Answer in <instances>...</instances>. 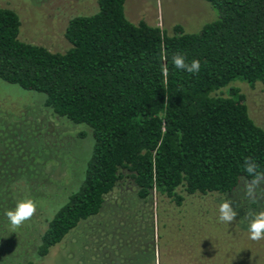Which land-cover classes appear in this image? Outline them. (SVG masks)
<instances>
[{
    "label": "trees",
    "instance_id": "trees-1",
    "mask_svg": "<svg viewBox=\"0 0 264 264\" xmlns=\"http://www.w3.org/2000/svg\"><path fill=\"white\" fill-rule=\"evenodd\" d=\"M203 1L215 18L198 32L179 25L169 35L144 21L131 23L126 0H96L93 13L70 17L64 52L20 40L19 15L0 7V80L43 94L54 116L85 125L93 136L82 182L22 261L9 258L13 229L5 216L19 201L15 172L0 179V264L46 257L101 212L125 176L139 200L156 194L181 206L182 194H232L251 179L245 158L264 172V129L232 86L264 85V0ZM174 54L186 63L198 60L199 73L175 69ZM30 178L35 191L39 186Z\"/></svg>",
    "mask_w": 264,
    "mask_h": 264
},
{
    "label": "rangeland",
    "instance_id": "rangeland-1",
    "mask_svg": "<svg viewBox=\"0 0 264 264\" xmlns=\"http://www.w3.org/2000/svg\"><path fill=\"white\" fill-rule=\"evenodd\" d=\"M0 7L19 15L20 40L64 52L70 46L64 37L70 17L93 13L96 0H0ZM124 8L131 23L144 21L169 35L179 25L185 32H198L215 18V10L203 0H126ZM232 86L244 94L250 117L264 129V85ZM221 93L226 95V89ZM44 100L41 93L0 80V179L15 172L12 188L20 196L11 210L26 199L36 204L35 215L9 234L13 262L31 255L47 223L82 182L93 148L85 125L54 116ZM29 176L39 186L35 191ZM243 187L241 181L229 195L181 193L184 200L177 206L156 194L139 200L125 176L97 216L81 222L34 264H264V239H249L251 217L244 218L249 211H264V183L255 202L244 198ZM225 199L237 211L230 224L218 220Z\"/></svg>",
    "mask_w": 264,
    "mask_h": 264
},
{
    "label": "clouds",
    "instance_id": "clouds-1",
    "mask_svg": "<svg viewBox=\"0 0 264 264\" xmlns=\"http://www.w3.org/2000/svg\"><path fill=\"white\" fill-rule=\"evenodd\" d=\"M172 65L175 69L185 71L189 74H198L201 67L198 60H192L190 63H186V58L182 54H174L172 56ZM162 72L167 75V65L162 67ZM244 171L251 177V179L244 181V187L242 189L244 198L255 202L257 200V190L260 189L261 184L264 183V172L258 171L257 163L251 158H245ZM261 190L264 191V189ZM232 205L233 201L229 199H225L219 204V222L230 224L235 221L237 211L233 209ZM35 213V202L31 199H26L18 202L13 210H9L5 213V216L11 228L17 229L25 222L29 221ZM249 217H251L247 227L249 239L252 241L264 239V211H249L244 218L247 219Z\"/></svg>",
    "mask_w": 264,
    "mask_h": 264
}]
</instances>
